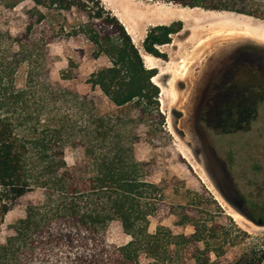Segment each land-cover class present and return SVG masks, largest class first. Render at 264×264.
I'll return each mask as SVG.
<instances>
[{
  "label": "trees",
  "instance_id": "trees-1",
  "mask_svg": "<svg viewBox=\"0 0 264 264\" xmlns=\"http://www.w3.org/2000/svg\"><path fill=\"white\" fill-rule=\"evenodd\" d=\"M159 1L264 20V0ZM180 29V21L152 26L144 51L163 57L155 46ZM68 39L110 62L89 75L83 93L50 78L52 45ZM156 74L100 0H0V264H140L142 255L149 264H264V237L236 226L231 236L179 205L165 212L163 187L135 157L133 133L115 110L156 103ZM61 75L72 78L70 69ZM23 198V215L5 225ZM243 198L254 208L244 215L264 225V200ZM166 216L191 233L174 234ZM151 218L158 220L153 233ZM113 226L125 242L110 241ZM240 244L242 255L230 259Z\"/></svg>",
  "mask_w": 264,
  "mask_h": 264
},
{
  "label": "rangeland",
  "instance_id": "rangeland-1",
  "mask_svg": "<svg viewBox=\"0 0 264 264\" xmlns=\"http://www.w3.org/2000/svg\"><path fill=\"white\" fill-rule=\"evenodd\" d=\"M100 3L119 21L123 18L132 26L142 49L152 26L162 21L166 25L181 23V29L170 35L169 43L155 46L164 56L152 55L157 74L151 80L158 87L157 102L130 103L115 109L125 121L122 127L133 133L135 157L150 164L151 179L163 187L168 206L165 212L169 206L179 205L178 212L228 230L231 236L236 226L252 237L263 238L264 225L246 217L254 214V208L243 196L264 200V20L227 11L183 9L159 0ZM181 13L185 18L180 17ZM205 14V19L239 26L232 25L234 32L229 35L223 27H215L221 29L220 35L205 31L206 24H195ZM237 28H245L249 34L245 29L239 33ZM52 53L55 62L51 80L80 93L89 90L86 80L92 72L110 65L104 55L92 58L80 39L57 42L52 45ZM66 69L71 70L72 78H62L61 72ZM221 70L227 89L219 97L216 90L209 89V103L201 105V85L213 83ZM213 101L216 106L211 104ZM101 108L110 110L106 103ZM26 200H20L7 214L5 225L23 215ZM163 220L174 234L192 231L189 226L175 225V216ZM157 224L156 218L150 219V233ZM109 236L114 243L128 239L119 226H113ZM243 237L238 240L241 242ZM240 246L229 250L230 259L242 255L244 245ZM140 264H149V259L142 255Z\"/></svg>",
  "mask_w": 264,
  "mask_h": 264
},
{
  "label": "bare ground",
  "instance_id": "bare-ground-1",
  "mask_svg": "<svg viewBox=\"0 0 264 264\" xmlns=\"http://www.w3.org/2000/svg\"><path fill=\"white\" fill-rule=\"evenodd\" d=\"M183 9H185L186 7H182ZM182 9V10H183ZM189 10H203V9H201V8H188ZM155 11V10H154ZM196 13V12H195ZM199 13V12H198ZM184 14L185 13H181V15L182 16H180V17H182V18H185V16H184ZM211 14V13H210ZM223 14V13H222ZM173 15H175V14H173ZM180 15V14H179ZM177 17H178V15H176ZM208 16V15H207ZM212 16V15H211ZM219 16H220V14H219ZM223 16V15H222ZM222 16H220V17H222ZM225 16V15H224ZM226 16H228V15H226ZM205 17H206V14L204 15V17H202V19H197L196 21H195V24H202V26L203 25H205L206 24V28L204 29L205 31H209V30H211V31H213V32H215L214 34H217V35H220L221 34V29H216L215 27H223L224 29H225V33L226 34H232L233 32H234V29H233V26H236V24L237 23H233V22H230V21H216V20H208V19H205ZM119 18V17H118ZM232 18H234V17H232ZM219 19V18H218ZM224 19V18H223ZM227 19V18H226ZM230 19V18H229ZM242 19V18H241ZM193 20V19H192ZM120 21H121V23L125 26V28H126V30H127V32H128V34L129 35H131L132 36V40H133V42L135 43V46L138 48V50H139V53H140V55H141V57H142V60H143V62H144V64L146 65V67L147 68H153V65H152V55L151 54H149V53H147L146 51H144L140 46H139V44L137 43L138 41H137V37H136V35H135V33H134V30H133V28H132V26L129 24V23H127V21H125L123 18H120ZM208 22V23H207ZM244 22V21H243ZM158 24H164V25H166V22H164V21H162V22H159ZM245 24V23H244ZM233 25V26H232ZM238 25V24H237ZM239 26V25H238ZM241 26V25H240ZM199 27H200V25H199ZM237 27V26H236ZM235 27V28H236ZM136 29V28H135ZM242 29V28H241ZM239 30L238 28H237V32H239V33H241V32H243V30L245 29H242V30ZM202 32H204L203 30H202ZM244 32H246V33H248L249 34V31H247L246 29H245V31ZM139 42H141V41H139ZM200 42H202V41H199L198 43H200ZM197 43V44H198ZM166 45V44H165ZM183 61V60H182ZM185 65V64H184ZM185 72V68L182 70V74ZM153 79H154V77H152ZM162 99V98H161Z\"/></svg>",
  "mask_w": 264,
  "mask_h": 264
},
{
  "label": "flooded vegetation",
  "instance_id": "flooded-vegetation-1",
  "mask_svg": "<svg viewBox=\"0 0 264 264\" xmlns=\"http://www.w3.org/2000/svg\"><path fill=\"white\" fill-rule=\"evenodd\" d=\"M224 74V71L221 70L219 72V77L216 78V80H214V82L212 83H209V84H206V83H203L200 87V90L203 92L202 93V96H201V99H200V104L205 106L207 105V103H209L208 101V91L209 89L211 91H214L216 90V96H220L222 94V91H225L228 87V84L225 82V76L223 75ZM211 93V92H210ZM210 99V98H209ZM213 106H216V103L215 101H213V103H211ZM202 111V109H201ZM200 111V112H201ZM217 110H215L216 112ZM222 111V110H221ZM220 111V112H221ZM222 113V112H221ZM224 113H222L221 115H223Z\"/></svg>",
  "mask_w": 264,
  "mask_h": 264
},
{
  "label": "crops",
  "instance_id": "crops-1",
  "mask_svg": "<svg viewBox=\"0 0 264 264\" xmlns=\"http://www.w3.org/2000/svg\"><path fill=\"white\" fill-rule=\"evenodd\" d=\"M124 26V25H123ZM125 27V26H124ZM126 29V28H125ZM144 63V62H143ZM144 66L146 67V65L144 64ZM147 68V67H146ZM152 81V80H151Z\"/></svg>",
  "mask_w": 264,
  "mask_h": 264
},
{
  "label": "water",
  "instance_id": "water-1",
  "mask_svg": "<svg viewBox=\"0 0 264 264\" xmlns=\"http://www.w3.org/2000/svg\"><path fill=\"white\" fill-rule=\"evenodd\" d=\"M156 85V84H155ZM157 86V85H156Z\"/></svg>",
  "mask_w": 264,
  "mask_h": 264
}]
</instances>
